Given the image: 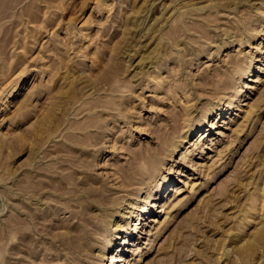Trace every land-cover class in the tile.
<instances>
[{
  "label": "rangeland",
  "instance_id": "1",
  "mask_svg": "<svg viewBox=\"0 0 264 264\" xmlns=\"http://www.w3.org/2000/svg\"><path fill=\"white\" fill-rule=\"evenodd\" d=\"M83 222L90 264H264V0H0V264Z\"/></svg>",
  "mask_w": 264,
  "mask_h": 264
},
{
  "label": "bare ground",
  "instance_id": "2",
  "mask_svg": "<svg viewBox=\"0 0 264 264\" xmlns=\"http://www.w3.org/2000/svg\"><path fill=\"white\" fill-rule=\"evenodd\" d=\"M219 1V0H218ZM248 1V0H247ZM220 3V2H219ZM243 4V3H242ZM260 6V5H259ZM220 7V6H219ZM241 10V9H240ZM210 18V17H209ZM156 20V19H155ZM215 20V19H214ZM213 20V21H214ZM203 26V25H202ZM201 26V27H202ZM203 29H204V27H203ZM180 30H181V28L180 27H178V25H177V27L176 26H174L173 27V29L172 30H170L171 31V33H169V34H172V36H176V33H179L180 32ZM199 30V29H198ZM206 31V30H205ZM176 38V37H175ZM178 42V41H177ZM219 43V42H218ZM199 48V47H198ZM125 53V52H124ZM193 53V52H192ZM119 64V63H118ZM118 66L119 65H114L113 66V68L110 70L111 71V73L110 74H113V73H115V71L118 69ZM121 69V68H120ZM119 78V77H118ZM117 78V79H118ZM253 79V78H252ZM113 80V79H112ZM119 81V80H118ZM210 81V80H209ZM103 82V81H102ZM211 82H213V80L211 79ZM210 82V83H211ZM214 82H215V80H214ZM126 84V83H125ZM211 84H213L214 86V89L215 88H219V87H226V85H228V82L225 80V79H219L218 81H216L215 83H211ZM108 89V88H107ZM113 91V90H112ZM111 99V98H110ZM95 100V99H94ZM105 101V100H104ZM95 104V103H94ZM108 104V103H107ZM113 104H114V101H113ZM102 114V113H101ZM175 115V114H174ZM88 116V115H87ZM102 116V115H101ZM100 116V117H101ZM176 116V115H175ZM174 116V117H175ZM93 119V118H92ZM174 119V118H173ZM96 120V119H95ZM180 119H178V120H173V121H175V122H177V121H179ZM91 122V121H90ZM89 123V122H88ZM178 124V123H177ZM179 125H180V123H179ZM179 125H178V127H179ZM79 126V125H78ZM172 127V126H171ZM77 128V127H76ZM99 128V127H98ZM173 128V131H177V128H176V125H175V123H174V126L172 127ZM179 130H180V128H179ZM167 131V130H166ZM180 132V131H179ZM190 132V131H189ZM158 134L160 133V132H157ZM162 133V132H161ZM160 133V134H161ZM86 134V133H85ZM188 134V133H187ZM190 134V133H189ZM87 135V134H86ZM171 137V135L169 136V134L167 133V132H163L161 135H159V139H160V148H158V149H162V150H164V149H168L167 148V146L165 147L164 145L165 144H168V142H169V140L171 139L170 138ZM187 137V136H186ZM90 139V138H89ZM84 140V139H83ZM173 142V141H172ZM92 144V143H91ZM62 149V148H61ZM169 149H170V147H169ZM136 151V150H135ZM139 151V150H138ZM82 152V151H81ZM136 153V152H135ZM144 155L143 153H145V152H138V153H136L137 154V156H140L141 157V155ZM157 153H158V151H157ZM157 153H156V150H155V152L154 151H151L150 153H148V157H146V159L147 158H149L148 160L149 161H151L150 163H152V160H155V159H157V157L158 158H160L159 156H156L157 155ZM139 154V155H138ZM146 154V153H145ZM143 158H144V156H143ZM159 160H161V159H159ZM139 162H140V160H139ZM145 162V161H144ZM155 162H157V161H155ZM154 162V163H155ZM60 163V162H59ZM142 163V162H141ZM143 164V163H142ZM151 165V167H153L152 166V164H150ZM149 165V166H150ZM62 166H64V165H62ZM146 166H148V165H146ZM138 167V166H137ZM145 167V166H144ZM144 167H140V168H137L138 170H136V171H134V172H132V174L131 173H129L128 174V177L130 176L131 178L130 179H134V178H141L142 179V177H145L146 175H148L152 170H151V168L150 167H147V168H144ZM135 170V169H134ZM69 177V176H68ZM71 177V176H70ZM66 179V178H65ZM69 179V178H68ZM72 180V179H71ZM127 181H128V178H127ZM126 181V182H127ZM75 182V181H74ZM128 183H129V181H128ZM97 195V194H96ZM65 202H66V200H65ZM89 202V201H88ZM91 203V202H90ZM67 206V205H66ZM144 204L143 205H141V209H143L144 208ZM143 214H146V213H143ZM142 213H140V215H143ZM97 215V214H96ZM132 216V215H131ZM94 217V216H93ZM128 220V219H127ZM86 222H88V221H86ZM92 223V222H91ZM90 223V224H91ZM127 223V222H126ZM94 224V223H93ZM138 225L139 224H135V226H134V229H136L137 230V227H138ZM81 229H82V231H80L78 234L76 233V239L74 240L75 242L74 243H72L71 244V253H73V256H74V260H75V264H90V262L91 261H93L92 259H91V257L94 255V254H92L93 253V248H94V245H95V247H96V243L97 242H100V237H99V234H100V228H99V226H97V225H89V223L88 224H85V222H83V224H82V226H81ZM104 231V230H103ZM135 231V230H134ZM101 236V235H100ZM122 237V235H120V232H116L115 233V235H114V237L113 238H110L109 239V241H108V243H107V249H109L112 245H113V241L115 240V239H117V238H121ZM66 240V239H65ZM115 242V241H114ZM105 248V247H104ZM106 249H100L99 251H100V253H101V255L103 256V254L105 253L104 251H105ZM91 259V260H90ZM73 260V261H74ZM117 261V260H116ZM92 263V262H91ZM110 264H113L112 262L110 263Z\"/></svg>",
  "mask_w": 264,
  "mask_h": 264
}]
</instances>
